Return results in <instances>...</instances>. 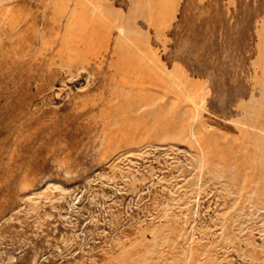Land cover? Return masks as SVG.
<instances>
[{"label":"rangeland","instance_id":"rangeland-1","mask_svg":"<svg viewBox=\"0 0 264 264\" xmlns=\"http://www.w3.org/2000/svg\"><path fill=\"white\" fill-rule=\"evenodd\" d=\"M0 264H264V0H0Z\"/></svg>","mask_w":264,"mask_h":264},{"label":"bare ground","instance_id":"bare-ground-1","mask_svg":"<svg viewBox=\"0 0 264 264\" xmlns=\"http://www.w3.org/2000/svg\"><path fill=\"white\" fill-rule=\"evenodd\" d=\"M82 27V26H81ZM257 114V113H256ZM255 116V115H254Z\"/></svg>","mask_w":264,"mask_h":264}]
</instances>
